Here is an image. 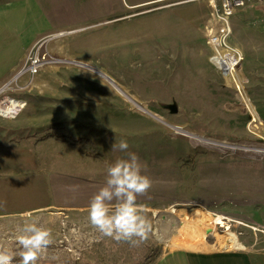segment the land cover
Listing matches in <instances>:
<instances>
[{"label":"rangeland","instance_id":"374dc122","mask_svg":"<svg viewBox=\"0 0 264 264\" xmlns=\"http://www.w3.org/2000/svg\"><path fill=\"white\" fill-rule=\"evenodd\" d=\"M37 2L47 30L28 52L46 41L68 63L42 69L27 89L18 90L30 80L19 79L7 93L26 106L0 119V214L49 206L0 218V250L13 254L12 264H20L16 228L33 221L53 241L38 264H153L180 243L264 264V12H236L230 45L242 66L223 76L210 62L208 0ZM121 139L152 181L137 200L151 225L139 247L102 237L88 209L76 208L89 206L107 167L126 158L112 151ZM52 144L66 147L58 154L68 164L44 153Z\"/></svg>","mask_w":264,"mask_h":264},{"label":"clouds","instance_id":"9594fccd","mask_svg":"<svg viewBox=\"0 0 264 264\" xmlns=\"http://www.w3.org/2000/svg\"><path fill=\"white\" fill-rule=\"evenodd\" d=\"M128 149L124 139L112 145V151L124 152L126 158L107 167L104 186L92 197L87 219L102 237L139 247L149 238L151 225L137 200L148 193L152 181L142 174L145 165L139 156ZM16 232L21 247L20 264H38L41 254L53 242L51 231L33 221L17 226ZM13 258L12 253L0 250V264H12Z\"/></svg>","mask_w":264,"mask_h":264},{"label":"crops","instance_id":"0c3cea01","mask_svg":"<svg viewBox=\"0 0 264 264\" xmlns=\"http://www.w3.org/2000/svg\"><path fill=\"white\" fill-rule=\"evenodd\" d=\"M261 6L264 5L261 4L259 7ZM40 8L41 7L37 0H10L8 2L0 0V85L4 83L12 73L18 71L20 66H22L23 56L28 52L34 39L47 30L45 27L46 23L41 21L43 13ZM253 9L259 11L258 7ZM260 12L262 13V11ZM29 27H33V30L29 31ZM53 146L54 144H52V147L49 145V150L44 151V153L51 155L52 158L56 156L57 159L60 158V165H62V163L68 164L67 161H64L65 158L58 154L60 150L62 151L66 147H62L58 144L56 147ZM58 146L60 148H58ZM67 148L70 149L69 147ZM23 151L25 152H22L24 153L23 156L28 157L26 149ZM48 151L51 152L49 153ZM18 152L20 151L18 150ZM62 167L63 166H61V168ZM48 207L49 206H32L28 207L24 211L16 212L15 215L21 216L25 214L37 213L38 211H43ZM88 207L89 206H82V208H76L85 210L88 209ZM58 208L72 212L70 211V208L74 209L75 207L68 208L62 206ZM15 215L13 213L0 214V218ZM178 245H180V247L164 254L153 264H251L249 256L243 252L201 251L187 247L190 245L188 243H180Z\"/></svg>","mask_w":264,"mask_h":264},{"label":"built area","instance_id":"2783aa9c","mask_svg":"<svg viewBox=\"0 0 264 264\" xmlns=\"http://www.w3.org/2000/svg\"><path fill=\"white\" fill-rule=\"evenodd\" d=\"M200 1V0H191ZM211 11V22L206 31V40L211 49L210 62L216 65L222 75L233 73L242 66L243 59L237 49L230 45L232 34V17L238 10L259 7L264 0H208ZM64 33L48 36L47 42L64 37ZM46 42V41H44ZM43 41L33 47L27 54L22 66L10 80L0 88V119L11 121L16 119L25 109L26 103L19 98L9 96V91H17L12 86L17 84L19 79L28 78L30 81L18 90L27 89L33 78L46 67L52 65L67 64L68 61L53 57L46 48H43Z\"/></svg>","mask_w":264,"mask_h":264},{"label":"bare ground","instance_id":"6f19581e","mask_svg":"<svg viewBox=\"0 0 264 264\" xmlns=\"http://www.w3.org/2000/svg\"><path fill=\"white\" fill-rule=\"evenodd\" d=\"M85 67H87V66H85ZM88 69H90L91 71H94V72H96V73H98L100 76H102V77H104V78H107V77H105V75H103L101 72H99V71H97V70H95V69H93V68H89L88 67ZM107 80L111 83V84H113L114 86H116L110 79H108L107 78ZM116 90H119V88L116 86ZM119 91H121V90H119ZM122 94V93H121ZM137 107V106H136ZM141 110H143L141 107H139ZM144 111V110H143ZM175 213V212H174ZM170 214H172V213H170ZM168 215V214H167ZM173 218V217H172ZM174 219H175V217H174ZM172 220V219H171ZM174 221V220H173ZM175 223V222H174ZM179 224L181 225V223H179V221H178V224H177V222H176V225L175 224H172L173 226H174V229H176L177 230V227L179 226ZM173 234V233H172Z\"/></svg>","mask_w":264,"mask_h":264},{"label":"water","instance_id":"95a60500","mask_svg":"<svg viewBox=\"0 0 264 264\" xmlns=\"http://www.w3.org/2000/svg\"><path fill=\"white\" fill-rule=\"evenodd\" d=\"M166 110L169 111L170 114L175 115L177 114L178 110L177 107L175 105H167L164 107Z\"/></svg>","mask_w":264,"mask_h":264},{"label":"trees","instance_id":"16d2710c","mask_svg":"<svg viewBox=\"0 0 264 264\" xmlns=\"http://www.w3.org/2000/svg\"><path fill=\"white\" fill-rule=\"evenodd\" d=\"M262 8H263L262 6H261V8L258 7V10L264 12V8L263 9Z\"/></svg>","mask_w":264,"mask_h":264}]
</instances>
